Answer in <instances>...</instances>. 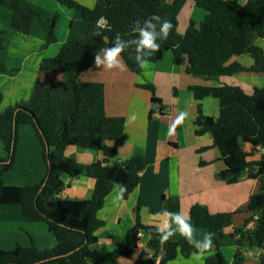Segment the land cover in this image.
I'll use <instances>...</instances> for the list:
<instances>
[{
	"label": "trees",
	"instance_id": "obj_1",
	"mask_svg": "<svg viewBox=\"0 0 264 264\" xmlns=\"http://www.w3.org/2000/svg\"><path fill=\"white\" fill-rule=\"evenodd\" d=\"M58 1L80 9L88 23L87 33L74 36L58 55L42 61V71L62 72V80L36 83L29 102L16 104L0 114V139L6 152L0 158V174L15 166L21 125L34 127L43 146L46 165V175L39 184L0 183V206H19L22 221L46 223L57 243L45 250L34 244L17 246L10 251L0 249V264H121V258L129 259L141 250L142 240L138 237L141 231L150 237L148 246L153 255L149 257L143 250L134 264H167L180 254L189 258L197 250L182 236L162 242L155 226L142 223V199L136 209V224L127 231L125 243L111 251L97 249V232L105 226L99 212L115 186H126L124 198L133 193L140 184L145 159L135 156L114 164L104 159L84 165L66 156L69 146L99 150L106 157L116 154L118 150L111 143L120 142L125 128L123 120L106 116L102 86L78 84L77 77L104 43L111 46L118 33L122 39H134L135 22L142 24L152 14L171 21L173 27L167 40L158 41L160 49L148 57L149 62H157L173 51L177 65H184L188 74L204 81H220L242 72L264 74V51L253 41L256 35L264 40V0H248L245 4L236 0H195L206 15L200 24L192 20L184 35L178 32V15L186 0H174L171 4L168 0H97L94 8L84 7L75 0ZM1 8L12 12L11 29L23 35L30 34L34 20L40 16L39 11L22 0H0ZM55 21L56 17L50 26L48 44L56 41ZM5 35V31H0V50L5 47ZM244 54H250L255 60L252 67L246 68L237 62L228 64L234 56ZM135 55L133 46L122 53V58L132 72L140 74L143 68L135 62ZM5 72L0 67V73ZM138 86L151 92L153 103H162L152 84ZM189 90L198 101L206 97L220 101L218 118L205 115L199 104L195 121L196 134L211 133L213 147L222 155L226 168L220 178L228 184L237 183L243 177L260 183L259 191L247 205L251 216L232 232L226 231L232 227L234 213L211 214L200 204L190 208V219L195 225L214 233L215 253L207 257L206 264H228L219 248L220 240L226 238L235 240L232 264H243L245 254L253 249L260 251L257 264H264V87L255 88L252 94L228 84L195 85ZM2 101L0 92V105ZM246 144L263 150L260 159L248 160L255 153L246 151ZM64 175L70 179L82 175L95 179L92 198L61 199L59 195L68 185L62 178ZM169 208L170 212H179L178 197L169 199ZM162 251L164 254L157 263Z\"/></svg>",
	"mask_w": 264,
	"mask_h": 264
},
{
	"label": "crops",
	"instance_id": "obj_2",
	"mask_svg": "<svg viewBox=\"0 0 264 264\" xmlns=\"http://www.w3.org/2000/svg\"><path fill=\"white\" fill-rule=\"evenodd\" d=\"M75 1L87 8H94L97 3V0ZM236 1L245 4L248 0ZM168 2L171 4L174 0ZM22 3L40 12L29 35L13 31L12 12L7 8L0 9V31L6 32L5 47L0 50V67L7 70L0 73V92L3 94L0 114L16 104L29 102L36 83L62 80V72L42 71V61L55 57L65 43L88 31V23L78 8H69L58 0H22ZM205 15L206 11L197 7L195 0H186L178 15V32L184 35L192 20L200 24ZM55 17L56 41L48 44L50 26ZM253 41L264 51V40L256 35ZM104 47H108V44L104 43L101 48ZM234 62L246 68L255 64L250 54L234 56L228 64ZM77 83L101 85L106 116L123 120L125 128L120 142L111 143L118 150L116 154L106 157L99 150L69 146L66 156L84 165L104 159L110 164L135 156H143L145 159L140 184L133 193L128 198L123 196L122 200L117 201L118 189L115 186L99 212V218L105 221V226L97 232L99 251H111L125 243L127 231L136 224V209L141 199V221L146 226H155L165 218L158 214L170 212L169 199L172 196L179 199V212L189 217L190 208L195 204L207 207L211 214L234 213L232 227L227 233L243 225L251 216L247 205L251 197L259 191L260 183L243 177L237 183L228 184L220 178V173L226 168L222 155L218 148L213 147L212 134L198 136L195 125L199 104L202 105L205 115L218 118L220 101L213 97L198 101L189 87L228 84L239 86L247 94H252L255 88L264 87V74L242 72L224 77L220 81H204L188 74L184 65H177L173 51H168L161 60L149 62L140 74L132 72L128 65L123 72L96 68L93 57L79 73ZM142 84H152L162 103H153L151 92L138 86ZM181 111H187L190 114L189 119L170 136L169 127ZM18 133L15 166L0 174V183L8 186L39 184L46 175L42 143L31 125L19 126ZM244 148L255 153L248 158L250 161L260 159L263 153L260 147L254 149L249 144ZM5 156L4 145L0 139V158ZM62 178L68 185L59 195L61 199L92 198L95 179L83 175L74 179L67 175ZM20 216L19 206H0V249L10 251L17 246L30 247L34 244L38 249L45 250L56 245L57 239L46 223L25 222ZM190 223L194 228V241L202 240L209 232L196 226L191 219ZM252 225L253 223L250 227ZM172 227L175 228V224ZM180 237L177 233L172 239L178 240ZM149 238L145 234L141 239L140 251L145 250L152 257L153 251L148 246ZM219 248L227 263L232 264L236 250L235 240L221 239ZM215 249L213 241V249L208 253L202 256L192 255L189 258L180 254L167 264H206L207 257L214 254ZM140 251L129 259L121 258L119 262L134 264ZM163 254L162 251L157 263ZM259 254L258 250H248L243 264H257Z\"/></svg>",
	"mask_w": 264,
	"mask_h": 264
},
{
	"label": "clouds",
	"instance_id": "obj_3",
	"mask_svg": "<svg viewBox=\"0 0 264 264\" xmlns=\"http://www.w3.org/2000/svg\"><path fill=\"white\" fill-rule=\"evenodd\" d=\"M172 27L171 21L162 19L157 14L150 15L142 24L140 21H136L133 27V32L136 34L135 38L125 40L122 39L119 33L116 34L111 46L101 48L95 52L94 66L99 69L126 71L127 65L122 59V53L134 46L135 62L143 68L149 63L148 57L159 51L160 43L158 41L168 39ZM189 115L187 111H181L170 125L168 134L170 136L174 135L175 129L189 119ZM132 119L134 120L135 117H132ZM116 187L118 189L116 200L119 201L123 199L127 188L122 184ZM158 215L165 217L155 225L157 232L161 234L162 242H166L179 233L190 245L196 248L197 251L193 255L202 256L213 249L214 233L212 232L206 233L202 240L194 241V228L188 215L168 211ZM173 224H175V228L172 227Z\"/></svg>",
	"mask_w": 264,
	"mask_h": 264
},
{
	"label": "built area",
	"instance_id": "obj_4",
	"mask_svg": "<svg viewBox=\"0 0 264 264\" xmlns=\"http://www.w3.org/2000/svg\"><path fill=\"white\" fill-rule=\"evenodd\" d=\"M144 236H145V233H144L143 231H141V232L139 233V235H138V237H139L140 239H142Z\"/></svg>",
	"mask_w": 264,
	"mask_h": 264
},
{
	"label": "rangeland",
	"instance_id": "obj_5",
	"mask_svg": "<svg viewBox=\"0 0 264 264\" xmlns=\"http://www.w3.org/2000/svg\"><path fill=\"white\" fill-rule=\"evenodd\" d=\"M33 128H34V127H33ZM252 226H253V225H252ZM252 226H251V227H252ZM258 251H259V250H258ZM140 252H141V251H140Z\"/></svg>",
	"mask_w": 264,
	"mask_h": 264
}]
</instances>
